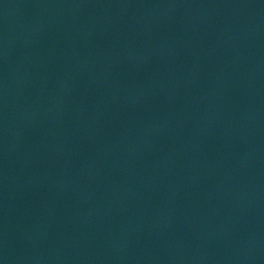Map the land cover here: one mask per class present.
Returning a JSON list of instances; mask_svg holds the SVG:
<instances>
[{
	"label": "water",
	"instance_id": "obj_1",
	"mask_svg": "<svg viewBox=\"0 0 264 264\" xmlns=\"http://www.w3.org/2000/svg\"><path fill=\"white\" fill-rule=\"evenodd\" d=\"M0 264H264V0H0Z\"/></svg>",
	"mask_w": 264,
	"mask_h": 264
}]
</instances>
